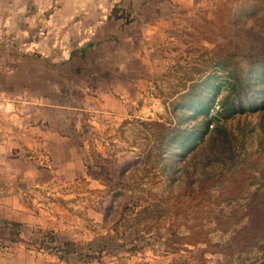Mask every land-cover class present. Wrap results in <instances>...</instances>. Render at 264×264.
<instances>
[{
	"label": "rangeland",
	"instance_id": "rangeland-1",
	"mask_svg": "<svg viewBox=\"0 0 264 264\" xmlns=\"http://www.w3.org/2000/svg\"><path fill=\"white\" fill-rule=\"evenodd\" d=\"M0 264H264V0H0Z\"/></svg>",
	"mask_w": 264,
	"mask_h": 264
}]
</instances>
